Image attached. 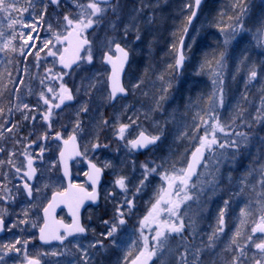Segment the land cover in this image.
Segmentation results:
<instances>
[{
    "label": "rangeland",
    "instance_id": "374dc122",
    "mask_svg": "<svg viewBox=\"0 0 264 264\" xmlns=\"http://www.w3.org/2000/svg\"><path fill=\"white\" fill-rule=\"evenodd\" d=\"M162 1L113 0L112 5L108 6V11L101 23L88 29L84 34L91 43L93 63L81 62L79 67L63 78L65 85L72 91L74 97L73 103L61 110H54L52 119L53 130L60 131L67 138L72 133L76 120L79 119L80 131L77 133V141L79 142L81 152L84 151V147L87 145L89 148L87 157L93 156L98 161L100 156H103L104 159L100 161L103 163V166L105 162H108L110 164V167H107L108 169H115L117 171L115 173L118 176H125L127 178L128 192L126 194L121 192L114 183L106 188L107 193H113L111 197L115 198L120 192L119 203H122L125 197H127V199H132L134 204L131 211L135 212L134 215H130L129 213L131 212L125 209L126 224L120 230V238L117 244L113 245L112 241H110L109 245L106 244L103 248H99V246L90 248V264H121L123 257L129 253L130 248L131 255L129 259H134L139 250L143 248L142 238L136 233V229H131L129 225L135 227L134 224L138 222L139 227V219L136 220V215L143 212L138 211V209H142L147 215L158 198L157 194L161 187L166 188L167 184L160 179L159 175L153 173L145 181L141 191L136 192L139 181L143 178V168L141 165L145 163L149 167L163 165L162 168H158L159 172H164L165 170L171 172L173 168L176 171L183 169L192 148L197 143L190 139L193 117L198 112L203 114L210 107L209 98L207 99L209 101L205 100L206 97L203 94L204 87L201 88L202 85H200L194 91V89L190 88V83L185 85V81L196 80L197 78L198 81L201 79L203 83L209 84L210 97L214 90V74L217 71H222L225 96L223 107L218 108L217 111L220 121L228 126L226 129L228 132H246L250 136L259 135L264 137V123L253 122V118L257 115L256 109L261 105V97H264V50L259 49V43L262 41V38H260L261 40L255 39V42H252V44L242 40L240 48L234 49L235 51H233L232 55L227 53L230 56L229 62L225 59L222 69L215 66L211 71L208 70L209 72L206 73L201 71V69L199 71L198 68L197 71L187 69V73L185 72L186 74L183 78L185 81L180 79L179 82L174 85L171 84V87H168L170 83L163 78V72L155 74V70H153L151 65H145V60H143L144 62L141 61L142 53L138 44L142 35L147 34L145 32L147 29L146 25L151 23L149 21L151 13ZM79 2L87 3V0H79ZM144 5L147 6L145 7ZM43 6V3L37 2L34 8H30L28 12L20 11L18 15L21 16L18 19L19 22L16 24V32L31 33L34 39L30 40L29 44H35L36 47L31 49L33 54L28 55L27 58L18 53L22 57V60L21 64L16 66V81L22 76L24 83L18 85V93H14L13 91L17 87V84H14L10 100L11 103L22 101L30 106L40 105L38 111H43L42 101L39 100V93L41 91L46 92L45 86L40 82L41 79L47 75L46 70L48 68H53L55 72L60 71L57 68L58 62L54 64V59L46 55L47 48L40 53L38 62L34 53L43 47L45 40L52 38L49 24L52 25L54 31L63 32L64 29L61 24L63 15L69 14L75 16L79 11L73 0H61L59 7L49 4L46 14L41 19ZM113 6L116 7V14L113 13ZM262 7H264L263 3L261 7L255 8L252 13L253 15L249 22L253 28H261L264 20V9ZM140 8H142V11L137 13L135 10ZM208 19L204 14V16L196 17L193 22L184 46L185 58L186 56L190 57L189 55L194 45L197 41L203 39L204 32L211 27ZM113 23L115 24V28L112 26ZM23 24L32 25V28L22 27ZM125 26L129 29L126 37L124 35ZM246 31L247 29L244 27V31L238 32L235 39L239 40ZM137 34L140 36L139 40L136 39ZM110 39H114L126 46L131 51L133 59L130 71L126 77V84L130 94L128 105L122 104L121 108L120 105L119 108L110 107L106 112L105 109L108 106V93L106 89L108 70H105L102 64V55L107 50L104 45ZM233 41L234 39L230 43ZM22 43L23 41L19 37V44L21 45ZM229 44L225 45L224 43L227 48L230 47ZM56 47L60 48L61 51L64 48L61 44H57ZM221 52L226 53L227 50L222 51L220 49L217 54ZM86 54L87 52L85 51L83 56ZM149 58L150 55H147L146 59L148 61L150 60ZM252 64L256 65L259 75L256 80L249 81L248 70ZM25 67H27V72L23 71ZM90 77H96L98 80L104 81V83H97L89 95L86 94L85 89L89 84V79L87 78ZM46 84H53L58 87L55 81H46ZM134 85H139V87L134 88ZM181 85L182 88L185 86L183 90H181ZM186 86H189V88ZM164 88H168L166 99L163 101L161 107L157 109L155 102L159 99L162 94L161 90ZM190 91L193 94L188 95ZM239 92L240 95H237ZM244 92L251 94L244 99L245 95H242ZM17 95L19 101L16 100ZM85 103H87L88 111L79 112V116H77V112ZM131 105L134 106L132 111H130ZM241 113L242 115L238 117V114ZM5 115L10 123L18 122L20 125L18 131L15 133V139H20L21 137H28L30 140L36 139V136L46 128V125L40 120L39 115H37L35 122L24 120L19 111H13L10 114L6 111ZM129 118L136 120V125H133V128L130 130L129 139L138 135L141 130L148 135H156L163 129L164 134L156 148L151 149L145 155L138 156L129 151L128 147L125 146V141L119 140L116 137L112 125L118 128L119 123L128 124L130 122ZM103 120L108 121L107 126L102 124ZM242 121L253 122L252 127L249 128ZM185 131L189 133V136L181 135ZM29 133L33 134L30 136ZM200 134H203L202 130ZM217 135L223 141V134L218 133ZM90 142H99L107 145V147L93 152ZM24 143L26 141L20 145H16L13 134L5 133V138L0 139V146H3L6 151L0 153V159L7 160L8 150H15L17 156L13 159L19 163L24 159L23 156L19 155L23 151ZM55 144L57 143L52 142V150L45 153L46 163L41 165L37 161V164L43 171L42 173L38 171L31 183L34 187L41 188V192L39 194L34 192L31 202H28L24 198L22 191L16 193L15 186L20 184V178L14 169L7 164L0 166V177L4 178L3 173H7L8 175V180L3 179L1 181L0 179V182L6 184L7 188L12 189L16 197L15 200H4L5 206L2 207L0 205V209L4 210L0 212V215H3L9 233L7 240L0 241L1 246L14 243L17 238L32 240L39 225L40 206L44 200H47L49 191L59 186L57 179L59 176L58 166L51 171L48 170L50 161L55 159L58 154ZM32 150L38 151L35 146H33ZM229 151L215 149L213 152H205V161L198 177L194 181L189 182V194L193 196V200L182 205L180 210L181 215L184 216L186 225L195 221V233H193V228L186 227L183 235L184 237L188 236V240H182L179 235L171 236L168 246L154 255V264H180V253L184 252L185 246L190 247L192 251V254L187 256L188 264H194V255L197 249L201 250L199 252V264H227L231 259V238L237 228H240L245 235L251 234V227L260 214V205L264 203V188H261L259 183L261 179V165H264V145L253 139L247 148L241 149L235 160L228 154ZM221 152H226V155L220 157ZM218 159L219 163H217ZM191 185H195V187H191ZM0 195H5V193L0 190ZM225 200L230 201L225 215V230L219 234L218 239H215L213 247L208 248V237L212 235L217 227L218 212L223 207ZM33 204L36 206L30 207ZM25 208L30 209L29 223L18 224L17 227H12L14 223L24 218L22 209ZM241 209H244L249 214L241 216ZM145 214L143 213V217ZM164 216L166 214H163L162 218ZM242 220L245 223L242 224ZM33 223L37 226L32 227ZM146 229L151 232L148 228ZM122 231L124 232L122 233ZM152 235L153 233L151 232L149 236L150 247ZM237 239L239 243L243 244L242 238ZM132 241H135L134 245ZM80 245L87 247L89 243ZM29 249L31 251V247ZM70 255L71 257L73 255L77 256V259L74 262L71 260L67 264H82L80 253L76 247L73 246L71 248Z\"/></svg>",
    "mask_w": 264,
    "mask_h": 264
},
{
    "label": "snow or ice",
    "instance_id": "6c2138e0",
    "mask_svg": "<svg viewBox=\"0 0 264 264\" xmlns=\"http://www.w3.org/2000/svg\"><path fill=\"white\" fill-rule=\"evenodd\" d=\"M37 2L43 3L44 5L40 17L41 19H43V15L46 14L49 4L57 7L61 5V0H46V2L45 0H28V7L17 9L16 5L18 0H0V14L7 16L9 21L7 27L10 30L9 35L4 31L3 27H0V41H2V43H0V53H16L17 48L12 41L16 40L17 35H19L23 41V43L19 46V55L27 58L28 55L33 54L31 49L36 46L35 44H29V41L34 39L33 36L31 33L26 34L23 31L17 33L14 25H16L19 21L14 19L10 13L17 10L28 12L30 8L35 7ZM73 2L79 10L78 13L75 16H71L69 14L63 15L61 21L64 29L63 32L54 31L52 25L49 24V31L52 32V38L45 40L43 42V47L39 48L34 53L38 62L40 59V53L47 48L46 55L54 59V64L58 62L62 66L60 72H55L53 68H48L46 70L47 75L40 81L46 88V92L41 91L39 93V100L42 101L43 111H38L40 105L30 106L22 101L17 103L10 102L7 109L9 114L13 111L21 112L23 119L30 122H35L37 120V115H39L40 120L46 125L45 130L37 135L36 139L30 140L28 137L15 139V133L18 131L20 125L18 122L10 123V121L5 117V108L0 107V117H4L2 122H0V139H4L5 133H9L13 134V139L16 145H20L22 142L26 141V143L23 144V151L19 153V155L24 158L22 161L17 163L13 159L17 156V152L15 150H8V158L7 160L0 159V166L7 164L14 169L15 173L19 176L22 182L21 184L15 186V191L16 193H20L22 191L29 200L33 199L34 192L36 194L41 192V188L34 187L31 181L34 180L38 171L42 173L43 170L39 167L37 161H39L41 165L46 163L45 153L52 150V142H59L55 144V147L58 150V156L50 161L48 167L49 171L62 164L64 176L68 178L70 175L68 171V160L70 158L73 156H83L84 159H88V146L85 145L83 152H81L77 146V133L80 131L79 119L76 120L72 133L69 134L67 138H65L60 131L53 130L52 119L54 110L61 109L62 105H65L66 101H72L74 99L72 91L63 82L64 76L69 73L63 70L70 69L74 71L73 65L79 67V62H86L88 64L93 63L91 43L84 34L88 29L98 26L101 23L108 11V6L112 5V0H87V3H81L79 0H73ZM201 2L202 0H194V2L193 0H190V2L185 5L186 8L191 10L190 15L187 17V23L189 25L191 24L192 19L196 17L197 10L199 9ZM144 6L146 7L147 5ZM235 7L239 9V12L235 17L234 25H225L224 27H221V32L225 36V45H228L231 40L235 39L238 32L244 31V24L241 17L247 14V7L243 3V0H236ZM112 10L113 13L116 14V7L113 6ZM135 11L139 13L142 11V8L136 9ZM151 19L152 18L149 17V21H151ZM112 26L115 28L114 23ZM22 27L32 28V25L23 24ZM128 30V27L125 26V37L127 36ZM184 32H187V27L184 28ZM257 32L259 33L257 39L264 36V23L261 24V28L257 29ZM136 39H140L139 34H137ZM65 43L67 46L64 47L62 51L60 48L56 47L57 44L63 45ZM180 43L181 49L179 50L175 64L177 69L182 67L185 59L183 51V38H181ZM85 46H87V54L85 56H81L80 52L85 48ZM104 47L107 50L103 52L102 61L103 63L110 65L111 68L110 73L107 75V84L110 89L107 98L109 101H115L118 96L126 94V89L121 83V74L129 60V50L126 46H122L120 42L114 39L108 40ZM224 59L225 53L221 52L220 58L216 60L218 68L222 69L224 67ZM23 71L27 72V67H25ZM258 75L256 65L252 64L248 70L249 81L256 80ZM8 76L12 83L17 84V87L14 88L13 91L14 93H18V85H22L24 83L23 77L21 76L18 81H14L11 80V73H8ZM2 78L3 73H0V82H2ZM87 79H89V84L87 85L85 92L89 95L91 94L92 89L96 87L97 83H104V81H100L96 77H90ZM46 81H55L56 84H58V87L53 84H46ZM133 87H139V85H134ZM168 87H171V84H169ZM213 88V93L209 97L210 107L208 110L203 112V114L198 112L196 116L193 117L190 139L197 143L194 145V150L191 153V160L188 161L187 167L180 169L179 171H176L175 168H173L171 172L167 170L159 172L158 168H162L163 165H159L157 167H149L147 163L141 165L143 168V178L139 181V186H137L136 192L141 191L145 181H147L149 176L153 173L159 175L160 179L166 182L167 187H161L157 194L158 198L152 205L151 210L139 222V231L143 240V248L139 250V253L134 259H129L131 255L130 248L129 253L123 257L121 264H147V262L157 254V252L168 246L169 238L171 236L179 235L183 240V233L186 227L193 228V233H195V221L186 225L184 216L181 215L180 210L182 205L193 200V196L189 194V182L192 177L196 175V167L200 165L202 160L205 159L204 153L206 151L213 152L215 149L230 150L228 154H230L232 159L235 160L241 149L247 148L253 139L261 145H264V137L259 135L250 136L249 133L246 132H228L226 130L228 126L220 121L217 111L218 108L223 107L225 96V84L222 71H217L214 74ZM77 91H79V89H77ZM161 91L162 94L155 102L157 109L161 107L163 101L166 99L168 88H164ZM244 99H246V97ZM16 100L19 101L18 95L16 96ZM87 111L88 107L87 103H85L77 112V116H79V112ZM256 112L257 115L253 118V122L264 123V97H261V105L256 109ZM239 115H242V113L238 114V117ZM129 121L130 122L128 124L119 123L118 128L115 125H112L114 128V134L119 140L125 141V146L128 147L129 151L145 149L152 145H156L164 134L163 129H161L159 134L156 135H148L141 130L138 135L129 139L128 136L131 134L130 130L133 128V125H136V120L129 118ZM253 122L242 121V123H246L249 128L252 127ZM102 124L107 126L108 121L103 120ZM201 130L203 131L202 135L200 134ZM218 133L223 134V141H221L220 137L217 135ZM32 134L33 133H29L30 136ZM181 135L189 136V133L185 131L181 133ZM33 146H35L38 151H33ZM105 147H107V145H103L99 142L91 143V150L93 152L97 149ZM5 151L6 149L3 146H0V153ZM225 155L226 152L220 153V157H224ZM217 163H219V159L217 160ZM88 167L90 172H86L85 175L91 182L92 191L90 193L84 188H74L72 183L69 182L66 189L62 192L54 193L48 204L43 207L42 211L44 213V224L39 227V239L42 242L47 244L55 240L60 244H64V241L68 237H76L79 234L86 233L87 229L79 221V208L83 204L84 199L96 201L97 186L101 181L103 169L110 167V164L105 162L102 168L98 167L95 163H92L89 160ZM2 175L4 176V180H8L7 173H3ZM126 180L127 178L125 176H119L114 181L115 186L125 194L128 192ZM259 183L261 188H264V165H261V179ZM45 187H47V185H45ZM191 187H195V185H191ZM0 190L5 193V195H0V200H15L16 197L13 194L12 189L7 188L6 184L0 182ZM112 195L113 193H109V196ZM59 202L69 203L73 216V222L71 225H61L64 229L63 234L60 233L59 228H52L49 223L51 211L54 210L56 204ZM229 203V200H225L223 202V207L219 209L217 227L212 235L208 237V248L213 247L215 239H218L219 234L223 233L225 230V215L229 207ZM35 206L36 205L33 204L30 207ZM133 206V200L125 197L124 201L117 206L116 215L112 219L103 221V224L107 226V231L101 233V236H103L104 239L112 238L113 245L117 244L116 234L121 227L126 224L125 209H127L128 212H131ZM29 210V208L22 209L24 218L20 219L17 223H14L12 227H17L18 224H28ZM3 211L4 210L0 209V212ZM259 213L258 218L254 221V224L251 227V234L245 235L242 233L240 228H237L235 234L231 238V246L234 247L230 246L231 259L227 262V264H264V203L260 205ZM163 214H166L164 218H162ZM248 214L249 213H247L244 209H241V216H246ZM241 223L243 224L245 221L242 220ZM153 225L154 227H152ZM36 226L37 225L35 223L32 224V227ZM146 228L153 233L151 236V247L149 236L144 234V229ZM3 230L4 219L3 215H0V231ZM237 238H242L243 244L239 243ZM21 243V240L17 238L14 243H8L0 246V264H4L5 257L8 256L10 252H21V248L16 247V245ZM27 244L28 241H23V247L25 250L27 248ZM132 244L134 245L135 241H132ZM97 246L103 248V241L97 240L90 243L87 247L81 246L79 243L75 245L77 251L80 253V260L82 261V264H90L91 255L89 249L96 248ZM200 251V249H197V252L194 255V264H199ZM56 254L57 253L55 252L52 253V255ZM189 254H192V251L190 247L185 246L184 252L180 253V264H188L187 256ZM24 255L26 264H40V260L29 257L26 251Z\"/></svg>",
    "mask_w": 264,
    "mask_h": 264
},
{
    "label": "trees",
    "instance_id": "16d2710c",
    "mask_svg": "<svg viewBox=\"0 0 264 264\" xmlns=\"http://www.w3.org/2000/svg\"><path fill=\"white\" fill-rule=\"evenodd\" d=\"M21 1L18 0V3L16 5L17 9L26 8V6H28V0ZM189 2L190 0H163L155 8V10L153 9L154 11L153 13H151V23H147L148 25H146L147 29L145 32H147V34L144 33L145 35H142V38L138 43L142 53L140 58L141 61L145 60L147 62L146 63L143 61L145 65H151L153 70H155V74H157L158 72H163V78H165V80H168V83L173 85L179 82L180 79L184 78V75L187 73V69L196 71L198 69L200 71L201 69V71L205 73L211 71L213 67L217 66L216 60L220 58V54H217L218 50H227V52L225 53V59L229 62L230 56L227 53H230L232 55L233 51H235L234 49L238 48L242 44H240L242 40L248 42L249 44L255 42L254 40L257 39L259 33L257 32L256 28H253L249 20L252 18V13L255 8H259V6L261 7L262 3L264 4V0H243V3L247 7V14L242 16L241 20L247 31L240 37V39L238 38L239 40L234 39V41L229 44L230 47L227 48L224 45L223 39L225 38V36L221 32V27H224L225 25H234L235 17L239 12V9L235 7L236 0H204L198 12V16H204L205 14L209 18L208 21L211 27H209L204 32L205 34L203 39L201 41H197V43L194 45L189 55L191 58H188V56H186L182 73L180 76H177L174 66V60L176 49L184 33V28L187 27V17L191 12L190 9L185 7V5ZM262 8L264 9V7ZM19 13L20 11L17 10L11 12L10 15L14 19L18 20L21 16H18ZM8 23L9 21L7 19V16L0 14V27H3L4 31L10 35V30L7 27ZM14 28L15 31H17L16 25H14ZM261 38L262 41H260L259 43V49L264 50V36H262ZM0 43H2V41H0ZM12 43L17 48L16 53H0V73H3L2 82H0V107L5 108V113L9 107L11 92L14 86V83H12L9 79L8 73H11V80L16 81V66L21 64L22 60V57L18 55L20 46L19 35H17V39L12 41ZM147 55H150L149 61L146 59ZM201 82V79H199L198 81V79L196 78V80L185 81V85H188L190 83L189 86L190 88L194 89V91H196V89H198V87L202 85L201 88L204 87L203 94L204 97H206L205 100H207L209 98L210 85ZM189 86L186 87L189 88ZM184 88L185 86L182 88L181 85V90H183ZM189 94H193V92L190 91L188 95ZM250 94L251 93H242V95H245V97L249 96ZM237 95H240V92ZM3 119L4 117H0V122H2ZM138 211H141L145 214L142 209H138ZM143 213L136 215V220L139 219L138 221L140 222L141 218H143ZM129 214L134 215L135 212H131ZM134 225L135 227L131 225H129V227L131 229H136V233H138V235L140 236L138 222ZM144 234L150 236L151 232L147 231V229H144ZM184 239L188 240L189 237L185 236Z\"/></svg>",
    "mask_w": 264,
    "mask_h": 264
},
{
    "label": "flooded vegetation",
    "instance_id": "af4514ba",
    "mask_svg": "<svg viewBox=\"0 0 264 264\" xmlns=\"http://www.w3.org/2000/svg\"><path fill=\"white\" fill-rule=\"evenodd\" d=\"M63 46L65 47V45H63ZM131 62H132V55L130 54L129 65H128L127 73H126L125 78H124L125 84H126V77L130 71ZM58 64H57V67H58ZM105 70H106V68H105ZM106 80H107V78H106ZM126 87H127V84H126ZM129 98H130V94H128V96L126 98L115 100L112 103L108 100V106L105 109V111L107 112V109H110V107L111 108H115V107L119 108V105H120V108H121L122 104L128 105V102L130 101V100H128ZM72 103L73 102L71 101L70 104H72ZM133 108H134V106L131 105L130 111H132ZM61 109H63V108H61ZM149 151L144 152V153H140L137 155L142 156V155L149 153ZM102 159H104L103 156H100L98 161L95 159V157L90 156V157H88L87 160L83 158L80 161H75L71 165V168H70V174H71L70 182L72 183V185L75 187L84 188L87 192H91L92 188L87 186L86 182H85V178H86L85 173L87 172L85 162H88L90 160L92 163H95L98 167L103 168V165H102L103 163L100 162ZM115 172H117V171H115V169L114 170H111L108 168L103 169L101 181H100L98 188H97V203H96V205H93L92 203L86 205L80 214V223L83 226H85V228L87 229L86 233L79 234L76 237H68L64 241V244H60L59 242H55V243L48 244V245H41L37 241L36 232L38 231L39 227L43 226V224H44V220L42 217V209L44 206H46L48 204V202L50 200V196L52 194H54L56 192H62L66 188L65 182H64L63 178L61 177L60 169H59V165H58L59 176L57 177V179H58L59 186L52 189L51 191H49L50 193L47 195V200L46 201L44 200V202L41 204L40 211H39V225H38L37 230L34 233L32 240H28V239L25 240L23 238H19L22 243L16 245V247L21 248V252H19V253L15 252V251L10 252L8 254V256L5 257L4 264H26L25 255H24L25 251L27 252L29 257L40 260V264H67V263H70L71 260H72V262H74L77 259V256L73 255L71 257V255H70L71 254V248L73 246L75 247V245L77 243H80V244L89 243L90 244V243H93L97 240H102L104 246L106 244L110 243V241H112V238L104 239V237L101 236V233L107 231V226L103 224V221L108 220V219H112L116 215L117 206L120 204L119 203V201H120L119 193L120 192L118 193L117 197L112 198L111 196H109V194L106 191V188L110 184H113L115 179H117L119 177L117 175V173H115ZM54 178L56 179V177H54ZM0 179H1V181H3L4 178L0 177ZM21 183L22 182L20 180V184ZM111 200H113V201H111ZM4 202H5L4 200H0V205H2V207L5 206ZM28 202H31V200H29ZM55 220L60 222L61 225H70L71 224L70 217L67 215L66 211L63 209L59 210L56 213ZM60 227L61 226H59V228ZM7 228H8L7 224L4 220V230L0 232V241L7 240L9 238V233H8ZM120 230L116 234L117 241L120 238V233H121ZM123 232L124 231H122V233ZM61 234H63V233H61ZM23 241H28L26 250L23 247ZM0 246H1V244H0ZM30 247H31V251L29 249ZM34 250H36V251H34ZM53 252H55L57 254L52 255Z\"/></svg>",
    "mask_w": 264,
    "mask_h": 264
},
{
    "label": "water",
    "instance_id": "95a60500",
    "mask_svg": "<svg viewBox=\"0 0 264 264\" xmlns=\"http://www.w3.org/2000/svg\"><path fill=\"white\" fill-rule=\"evenodd\" d=\"M202 2H203V0H202ZM202 2H201V4H202ZM200 6H201V5H200ZM199 8H200V7H199ZM198 10H199V9H198ZM198 10H197V12H198ZM194 19H195V18L192 19L191 24L193 23ZM191 24H190V25L188 24V26H187V32H188V29L190 28ZM187 32H186V33L184 34V36H183V43H184V40H185V37H186ZM66 46H67V44L65 43V47H66ZM85 47H86V46H85ZM180 49H181V43L179 44L178 49H177L176 59H177V57H178V54H179V50H180ZM83 51H84V49L81 50L80 55L83 53ZM103 64L109 69V73H110V71H111L110 65H107V64H105V63H103ZM127 64H128V62H127ZM127 64L125 65L124 71H123L122 74H121V83H122V80H123V76H124V73H125V70H126ZM175 64H176V61H175ZM75 67H76V65H73V69H74ZM175 67H176V66H175ZM182 67H183V65H182ZM182 67H180V68H178V69L176 68V71H177L178 74L181 72ZM59 68H60V69L62 68V66H61L60 64H59ZM64 71L69 72V71H71V70H70V69H64ZM107 87H108V84H107ZM108 92H110L109 87H108ZM126 95H127V94H122V95L118 96V98H119V97H125ZM69 102H70V101H66L65 104H68ZM111 102H113V101H111ZM62 106H63V105H62ZM58 143H59V142H58ZM77 146H78V143H77ZM153 146H155V145H152V146H150L149 148L139 149V150H132V151H133L134 153H139V152H141V151H146V150L150 149V148L153 147ZM78 149H79V146H78ZM57 156H58V154H57ZM80 159H82V156H80V157L73 156L72 158H70V159L68 160V171H69V174H70V166H71V164H72L74 161H76V160H80ZM189 160H191V155H190L189 158H188V161H189ZM187 163H188V162H187ZM202 163H203V160L200 162V165H198V166L196 167V175H194V176L192 177V179H194V178L197 176L198 171H199V168H200V166L202 165ZM85 165H86V168H87V172H90V169H89V167H88V162H85ZM186 167H187V164H186ZM186 167H185V168H186ZM59 169H60L61 177L63 178V180H64V182H65V185H66V188H67L68 185H69V182H70L71 174L69 175L68 178H66V177L64 176V170H63V165H62V164L59 165ZM192 179H191V180H192ZM85 182H86L87 185H89V186L91 187V182L88 180V177H87V176H86V178H85ZM98 185H99V184H98ZM66 188H65V189H66ZM74 188L79 189V188H81V187H75V186H74ZM97 188H98V186H97ZM91 191H92V190H91ZM89 193H90V192H89ZM52 196H53V194L51 195L50 200H51ZM25 197H26V195H25ZM26 198H27V197H26ZM27 199H28V198H27ZM90 203H92L93 205H96V203H97V199H96V201H92V200H89V199H84L83 204H82V205L80 206V208H79V213H78V215H79V221H80V214H81L82 210L84 209V207H85L86 205H88V204H90ZM61 209H63V210L66 211L67 215H68V216L70 217V219H71V224H72V222H73V216H72V212H71L70 207H69V203H67V202H59V203L56 204V207L54 208V210L51 211V214H50L49 223H50V226H51L52 228H59V226H61V223L55 220V215H56V213H57L59 210H61ZM42 217H43V220H44V213H43V211H42ZM71 224H70V225H71ZM59 231H60V233H63L64 229H63L62 226L59 228ZM0 232H1V231H0ZM37 241H38V243L41 244V245H48V244H52V243L58 242V241H55V240H53L51 243H47V244L44 243V242H42V241L39 239V230L37 231ZM152 263H153V258H151V260H149V261L147 262V264H152Z\"/></svg>",
    "mask_w": 264,
    "mask_h": 264
}]
</instances>
